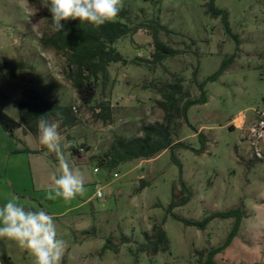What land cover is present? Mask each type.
Returning a JSON list of instances; mask_svg holds the SVG:
<instances>
[{"label":"rangeland","instance_id":"1","mask_svg":"<svg viewBox=\"0 0 264 264\" xmlns=\"http://www.w3.org/2000/svg\"><path fill=\"white\" fill-rule=\"evenodd\" d=\"M208 2L124 0L128 17L123 21L145 27L115 45L129 63L111 64L109 83L100 85L95 101L85 105L68 77L67 56L42 44L52 31L46 4L0 0V109L18 119L25 90L66 108L63 119L51 122H59L65 157L86 181L83 197L71 202L47 199L58 168L55 154L39 143L38 132L17 129L12 137L0 126V206L19 197L26 210L43 208L52 215L58 237L67 244L61 264H204L210 250L225 244L234 219H215L201 231L168 216L173 187L183 196L180 169L169 150L113 169L99 166L117 138L142 137L143 127L158 123L170 125L175 142L196 150L201 149V136L206 140L203 154L176 150L193 198L174 212L202 220L242 207L245 217L238 236L215 260L264 264V138L257 135L264 121V0L216 1L228 11L239 45L226 34L221 19L208 14ZM152 22L169 30H158V38L178 52L161 63L153 62ZM233 55L220 79L207 84L208 103L190 108L189 124L178 117L168 122L160 105L167 86L182 84L191 98H199L198 84ZM6 64L16 67L15 76ZM98 104L109 107L106 119L100 117ZM66 120L73 123L63 126ZM80 149L81 155L75 153ZM98 188L103 199L95 196ZM159 225L169 247L157 254L140 251ZM108 241L119 251L105 249ZM34 259L16 242L0 239V264H34Z\"/></svg>","mask_w":264,"mask_h":264},{"label":"trees","instance_id":"2","mask_svg":"<svg viewBox=\"0 0 264 264\" xmlns=\"http://www.w3.org/2000/svg\"><path fill=\"white\" fill-rule=\"evenodd\" d=\"M46 5H50V0H42ZM217 0H209L207 4V12L212 18H220L226 34L236 41L239 45L240 40L230 26L229 13L225 9L216 6ZM128 17V11L121 9L117 19L107 22L99 28H95L90 24H81L76 20L62 21L64 25L61 32L51 33L43 38L44 47L56 50L67 56L68 77L74 88L77 90L83 104H92L96 97L98 87L102 85L104 88L110 81V66L113 63H121L127 65L129 60L126 59L115 45L123 38L136 35L145 24L140 26H132L128 22H124ZM154 23V31L152 36L156 46L154 54V63H161L163 59L178 54L168 48L158 38V30H169L162 26L159 22ZM152 28V26H146ZM235 55L226 58L220 68L204 82L199 83L198 87L201 91L199 98H191L187 91H184L182 84L169 85L164 90V101L161 107L166 114V120L169 122L171 118L178 117L189 124L188 112L190 108L198 105H205L209 101L206 92V86L209 82H215L227 71L235 60ZM140 60V59H139ZM149 62V60H146ZM6 68L10 74L16 75V67L13 64H6ZM197 73V72H195ZM101 118L106 119L105 113L109 111V107L105 104H98ZM97 106V107H98ZM66 108L58 103H51L45 100L40 94L24 91L23 97L19 102V118L15 119L8 113L0 109V126L15 137V131L21 129L24 134L26 132H38V118L44 117L51 122L52 120L60 121L66 114ZM72 120H66L62 125L72 124ZM143 136L133 139L117 138L110 152L105 154L101 159L99 166L102 168H117L119 165L134 160H151L160 156L164 151L171 152L172 161L180 169V185L182 197L176 194V188L172 189V200L167 208V214L175 221L181 222L187 227H195L201 231L206 230L207 226L215 219H234V225L227 237L225 244L221 247L212 249L207 254L204 264H218L215 257L222 253L226 248L230 247L234 239L238 236L241 229L242 221L245 217L242 207L227 211L215 212L202 220H191L180 217L174 211L177 208L186 206L193 198V191L187 186L183 180V164L176 155L177 149H189L196 154H203L206 151V140L201 136V149L196 150L184 142H175L173 133L169 124L158 123L156 125L145 126L142 128ZM22 152L38 153L30 149H24ZM75 153L81 155L80 150ZM258 161H260L258 159ZM153 238L141 244L140 251H151L157 254L169 247V239L162 225L153 228ZM105 249H113L119 251L118 245H114L108 241ZM204 257V254H201Z\"/></svg>","mask_w":264,"mask_h":264},{"label":"clouds","instance_id":"3","mask_svg":"<svg viewBox=\"0 0 264 264\" xmlns=\"http://www.w3.org/2000/svg\"><path fill=\"white\" fill-rule=\"evenodd\" d=\"M124 0H50L46 5L51 13L52 30L61 32L62 21L78 19L81 24L99 28L113 21L123 8ZM59 122L38 118V139L48 152L54 153L58 168L53 173L47 199H62L71 202L86 194L85 178L80 169L70 167L61 145ZM65 147H68L67 145ZM98 188L95 196L104 198ZM13 197L0 206V239L16 242L34 256V264H61L67 247L66 241L58 237L55 219L43 208L26 210Z\"/></svg>","mask_w":264,"mask_h":264},{"label":"built area","instance_id":"4","mask_svg":"<svg viewBox=\"0 0 264 264\" xmlns=\"http://www.w3.org/2000/svg\"><path fill=\"white\" fill-rule=\"evenodd\" d=\"M244 123V122H243ZM261 129H262V133L261 134H257L259 137L264 138V121L261 122ZM84 150L80 149V152L82 153ZM260 155V154H259ZM95 171H98V168L95 169ZM99 198V197H98Z\"/></svg>","mask_w":264,"mask_h":264}]
</instances>
